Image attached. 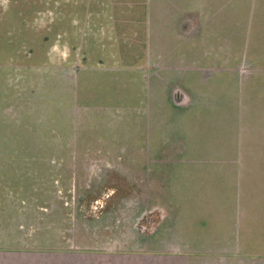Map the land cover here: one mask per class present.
Masks as SVG:
<instances>
[{"label":"rangeland","instance_id":"1","mask_svg":"<svg viewBox=\"0 0 264 264\" xmlns=\"http://www.w3.org/2000/svg\"><path fill=\"white\" fill-rule=\"evenodd\" d=\"M66 2L0 0V132L4 133L3 138L0 136V264H93L103 260L101 256L84 254L88 250L67 253L56 241L51 242L49 237L61 236L64 232V224L69 214L64 210L55 213L50 206L38 210L35 207L37 203L31 201L28 193H46L48 190L59 192V197L64 196L69 182L64 185V165H59L58 170H55L56 164L51 159L55 158V161L62 163L60 157L65 156V151L71 148L73 140H76L67 127L75 125V134L78 131L82 133L78 126L84 124L83 117L87 114H108L110 117H117L118 111H114L116 105L132 104L136 95H144V84L135 72L137 59L129 51L138 43L130 21L132 16L140 20L145 19L146 4L141 3L145 0H81L75 1V5L68 3L63 7ZM89 2L96 3L90 6L94 13L107 7L116 9L121 15V22H117L111 34L103 32L99 19L88 31L85 23L86 11L83 8L86 10L84 3ZM216 3H225V8L220 9L221 18L227 23L236 21L237 28L230 31H235L237 38L244 35V32H249V26L252 28L251 36L261 33L264 35V0H216ZM72 11L74 14L67 17V13ZM61 14L65 16L61 18ZM115 18L118 17L114 16L112 20L106 17L105 20L107 24L114 25ZM10 30L14 31L13 34ZM139 39L141 40V37ZM54 49L69 54L68 58L62 60L64 63L53 66L55 70L49 62L54 55ZM103 49L107 51L106 56L109 51L115 56L111 59L104 57L100 64L98 56ZM78 57L80 60L82 58L78 64V74L65 81L59 79L62 73L70 70L65 67L66 61L75 62ZM18 58L23 61L22 64H19ZM223 64L231 65V62L222 63L220 60L214 67L220 68ZM202 65H205V60H202ZM225 75L226 73H220L217 76L225 79ZM210 76L212 77L211 74ZM221 86L220 83L213 103L221 105L224 101L225 106L222 105V108L225 112L216 115L219 123H216V118L215 126L211 124V118L214 117L208 116L207 121H202L198 140L199 146L203 144L201 148L183 149L179 152L171 151L166 144L164 150L159 139L166 131L161 130L155 132L156 137L152 139L153 175L156 183L159 179L160 185H164L163 192H155L157 187L154 185V197L158 198L161 204L176 208L180 206L181 212L179 214L177 211L172 229L183 248L192 253H201V256L210 247L215 246L216 238H233L230 233L234 229L235 214L231 212L230 200L227 197L239 191L248 196V190L242 192L237 166L234 175L231 171L234 137H224L226 132L222 130L216 132L219 125L226 123L224 128H228V121L235 117L236 100L230 95L224 97L225 87ZM160 99H163L162 94ZM90 123H96L95 119L91 118ZM115 125L112 123V127ZM107 127L110 125L107 124ZM205 127L215 130L216 133L212 131L209 136L210 131ZM173 128L175 126L171 125L167 135L171 139L176 135ZM161 151L164 155H160L165 161L159 157L155 158ZM255 152L253 157L262 162L261 177L257 180L260 185L259 192L264 193V151L257 149ZM185 156V161L191 158L197 163H183ZM247 159L248 154L242 153L241 161ZM166 172H169V179L174 181H168ZM227 175L228 179L233 176L232 180H227ZM169 183L171 189L167 187ZM20 192H24L25 203L18 197ZM259 192L254 191L256 197ZM262 202L259 201L258 204ZM262 205L264 206V203ZM14 206L19 207L21 214L26 215L25 219L20 217L16 224H12L9 219L15 216V220L19 218V209ZM22 206L25 208L21 209ZM13 209L17 214L13 213ZM9 213L13 215L10 217ZM51 220L57 222L56 225L50 224ZM244 228L246 231L249 229L247 236L243 234ZM240 234H243L247 241L246 257L264 258V219L243 224ZM8 238H12L11 245L4 241ZM40 240L48 242V245ZM205 256L213 257L211 254ZM118 261L124 263L128 260L116 258L112 264Z\"/></svg>","mask_w":264,"mask_h":264},{"label":"flooded vegetation","instance_id":"2","mask_svg":"<svg viewBox=\"0 0 264 264\" xmlns=\"http://www.w3.org/2000/svg\"><path fill=\"white\" fill-rule=\"evenodd\" d=\"M66 1L63 7L68 3L75 5L81 0ZM138 1L141 2L142 0ZM141 3L146 4V13L144 14L146 17L140 20L132 16L130 22L134 30V38L136 39L135 34L138 37V43L135 47H131L129 52L137 59L135 72L144 84V95L142 97H139V94L136 95L132 104L116 105L114 111H118L117 117L112 115L111 118L108 114H96L94 116L87 114L83 117L84 124L78 126L82 129V133L78 131L75 134L76 126H68L67 128L72 131V136L76 140H73L74 143H72L71 148L65 151V156L60 157L62 163L55 161V158L51 159L56 164L55 170H58L59 165L61 167L64 165L62 170L64 185L66 186V182L69 181L67 182L68 189L64 190L66 194L59 197V192L47 190L46 193H28V196L31 197V201L37 203L35 207L38 210H44L50 206V209L55 213L64 210L69 214L62 235H52L49 240L51 242L56 241L61 249L67 253H79L81 250L83 252L88 250L84 254L102 257L103 262L98 261L93 264H107V262L112 264L116 258L128 261L124 263L118 261L115 264H264V258L259 259L261 257H258V260L246 257L245 245H247V241L243 234L247 236L249 229L246 231L244 228L245 233L240 234L243 224H249V221L254 220L255 217L259 218L260 216L262 218L264 216L263 205L259 216L245 213L243 209L240 212H235L236 222L233 224V232L230 233L233 240L228 236L218 237L217 240L215 239L217 241L216 244L214 243L215 246L210 247L201 256V253H192L183 248L172 229L177 218V211L179 214L181 212L180 206L176 208L169 204H161L158 198L154 197V185L156 184L157 187L155 192H163L164 186L160 185L159 179L156 183L157 180L153 175L154 167L151 166L152 139L156 137L154 133L160 132V130L163 132L165 120L169 113L171 115L173 109L175 111L184 110L197 104L198 100L182 85L183 76L179 67L175 68L167 63L165 51L169 50L171 46L161 40L167 36V29L165 30L164 25L166 24V17L170 13V0H158L157 4L154 0H145ZM92 4L96 3H84L87 7L85 6L86 10L83 8L86 11L85 23L86 27L89 28L88 31L99 19L98 22L103 32L111 34L113 28H116L117 22H121V15L116 9H107V7L94 13L90 9ZM154 5L157 6L156 11H154ZM176 7L172 6L174 14L178 13ZM73 14V11L67 13V17H71ZM156 15L158 18L155 20ZM64 16L65 14L61 18ZM114 16L118 17L115 18V21L113 20L114 25L112 23L107 24L105 18L108 17L112 20ZM179 26L177 32L185 27V21ZM164 31L166 32L164 33ZM13 32L10 30L11 34ZM11 34L10 36H12ZM157 34L159 39L156 40ZM54 51L49 62L52 69L55 70V65L64 63L62 60L68 58L69 54L60 52L58 49H54ZM106 53L105 49L99 52L100 64L104 57L111 59L115 56L112 51H109L108 56ZM13 54L15 57V53ZM80 57L84 58L82 55ZM80 57L75 62L66 61L65 67L70 70L62 73L59 79L62 78L65 81L78 74V64L82 60ZM18 62L19 64L23 63L19 58ZM245 72L246 69H242L241 73ZM133 78L138 80L134 76ZM156 92L159 95L162 93L164 101L160 99L161 96L157 97L161 106L164 107H160L163 123L158 124L159 128L154 130V110L152 107ZM91 118L95 119L96 123L91 124ZM112 123L116 125L112 127ZM107 124L110 127H107ZM168 131L166 134L159 135L163 149L165 150L168 145L171 151L185 150L186 141L183 137L175 132L176 138L173 136L171 139L167 136L169 135ZM0 134L3 138L4 133L0 132ZM140 135H142L141 138ZM262 136L264 137V132L261 133ZM161 137H163L162 140ZM28 138L31 139V137ZM24 145L27 147L25 142ZM263 146L264 141L255 146L254 144L247 146V150H245L251 153V149H262ZM160 154L164 155L161 151L155 158L159 157L165 161V158H162ZM179 161L181 162L180 159ZM179 161L177 160L178 163ZM166 173L168 181H174V179H169V172ZM166 173H164L165 178ZM58 176L60 177V174ZM169 184L167 187L171 189V183ZM23 194L24 192H20L18 197H20L21 202L25 203L26 197ZM8 195L10 196V193ZM14 207L19 209L17 212L20 215L17 216L19 217L18 220H15L16 216L9 218L12 224H16V221L18 223L20 217L25 219L26 216L21 214L19 207ZM24 208L21 207V209ZM14 209L13 213L17 214ZM11 215L13 214L9 213L10 217ZM56 223L50 221V224L56 225ZM257 228L261 229L259 226ZM4 241L9 245L13 242L12 238ZM40 241L46 243L47 239ZM262 244L264 245V243ZM208 254L213 255V257L205 256ZM85 264L88 263L85 262Z\"/></svg>","mask_w":264,"mask_h":264},{"label":"crops","instance_id":"3","mask_svg":"<svg viewBox=\"0 0 264 264\" xmlns=\"http://www.w3.org/2000/svg\"><path fill=\"white\" fill-rule=\"evenodd\" d=\"M154 1L157 4L158 0ZM171 4L177 6V14L173 13ZM156 8L157 6L154 5V11ZM223 8H225V3L220 5L216 3V0H170V13L164 25L165 30L167 29V36L165 39L162 37L161 41L171 46L165 51L167 63L175 68L179 67L183 76L182 85L187 88L188 92L190 91L198 103L181 111L173 109L171 115L169 113L165 120L163 131L167 132L171 125H174L173 131L178 132L186 141L185 150H198L203 145L199 146L198 143L202 121L204 123L208 116H211L214 117V119L211 118V124L214 125L219 123L216 115L225 112L222 108V105L225 106L224 101L221 105L213 103V100H216L214 96L216 90L219 89V84L225 87L224 97L230 95L236 100L235 106L233 101L235 117L232 121H228L229 127L224 128L225 123L222 126L219 125V130H216V132L220 130L226 132L224 137H234L235 144L231 150L233 153L231 171L234 175L235 166H237L238 181L242 184V192L248 190V196L239 191L227 197L230 200L236 222L235 212L243 209L245 213L259 216L264 203V193L259 192L260 185L257 180L261 177L260 164L262 162L253 157L257 149L263 152L264 147L262 149L253 148L251 153L246 151L247 146L262 143L261 133L264 132V35L261 33V35L251 36L252 28L249 26V32H244V35L237 38L235 31L232 33L230 31L232 28H237L235 27L236 21L227 23L220 17V9ZM157 18L156 15L155 20ZM184 21L185 27L177 32V28ZM157 39H159L158 34ZM202 60H205V65H202ZM220 60L222 63L231 62V65L223 64L220 68L214 67V64ZM242 69H246V72L241 73ZM220 73L221 75L226 73L225 79L217 76ZM155 96L152 107L154 129L159 128L157 125L162 122L163 115L160 114V107H164L161 106L157 97L161 95L156 92ZM162 100L164 101V97ZM205 129L210 131L209 136L212 131L215 132L206 127ZM242 153H247L249 159L242 162ZM185 158L186 156L183 157L184 160ZM183 163L196 164L197 161L188 158ZM255 169L257 171H254ZM226 178L232 180L233 176L228 179L227 175ZM254 191L259 192L257 197ZM259 201L263 202L258 204ZM262 218L264 219V216ZM262 218L255 217L254 220H262Z\"/></svg>","mask_w":264,"mask_h":264}]
</instances>
